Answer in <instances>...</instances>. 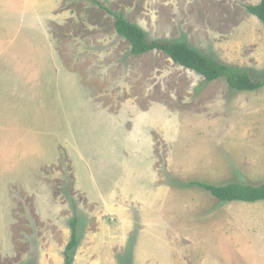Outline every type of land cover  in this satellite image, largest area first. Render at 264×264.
<instances>
[{"label":"rangeland","instance_id":"rangeland-1","mask_svg":"<svg viewBox=\"0 0 264 264\" xmlns=\"http://www.w3.org/2000/svg\"><path fill=\"white\" fill-rule=\"evenodd\" d=\"M258 1L0 0V264H64L73 219L71 264H264V200L180 186L264 181V86L130 55L109 12L262 78Z\"/></svg>","mask_w":264,"mask_h":264},{"label":"trees","instance_id":"trees-1","mask_svg":"<svg viewBox=\"0 0 264 264\" xmlns=\"http://www.w3.org/2000/svg\"><path fill=\"white\" fill-rule=\"evenodd\" d=\"M246 9L264 24V0L247 5ZM109 12L113 15L115 33L129 44L128 53L130 55H140L158 50L166 54L177 65L201 75L207 82L223 78L230 88L238 91H253L264 86V75L262 78H255L244 68L221 63L200 53L190 47L184 40L150 37L142 27L129 21L121 12ZM180 186L202 188L223 202L264 200V181L258 184L235 181L208 183L194 179L186 183H180ZM70 225L72 229L70 239L64 250V264H71L70 253L77 244L75 219L71 221Z\"/></svg>","mask_w":264,"mask_h":264}]
</instances>
